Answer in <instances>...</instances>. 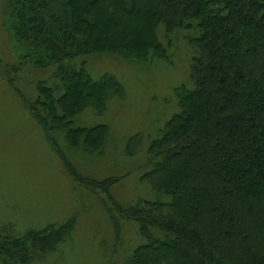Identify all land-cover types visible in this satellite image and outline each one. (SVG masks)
Returning a JSON list of instances; mask_svg holds the SVG:
<instances>
[{
	"label": "trees",
	"instance_id": "16d2710c",
	"mask_svg": "<svg viewBox=\"0 0 264 264\" xmlns=\"http://www.w3.org/2000/svg\"><path fill=\"white\" fill-rule=\"evenodd\" d=\"M0 24L16 54L0 61V79L66 162L69 150L103 153L108 125L79 118L103 114L123 90L112 74L92 78L89 58L171 66L182 44L188 82L174 90L175 111L148 142L140 177L152 199L112 201L142 239L124 264H264V0H0ZM25 67L52 69L54 83L37 81L24 97L11 74ZM112 180L91 182L111 198ZM112 224L119 239L121 223ZM74 226L0 234V264H29Z\"/></svg>",
	"mask_w": 264,
	"mask_h": 264
},
{
	"label": "rangeland",
	"instance_id": "374dc122",
	"mask_svg": "<svg viewBox=\"0 0 264 264\" xmlns=\"http://www.w3.org/2000/svg\"><path fill=\"white\" fill-rule=\"evenodd\" d=\"M176 36L181 38L180 33ZM174 47L171 66L160 61L130 66L109 55L89 58L87 70L92 78L112 74L123 90L120 98L107 102L103 114L85 111L79 118L81 125H108L110 137L103 153L88 156L69 150L67 162L42 125L30 117L18 93L0 79L1 236L20 238L28 231L68 220L75 224L62 244L47 253L36 252L29 264H124L142 242L133 217L120 213L113 202L132 205L152 199L151 190L140 181L146 169V148L175 111L174 90L188 82L182 65L186 48L177 40ZM14 56L13 42L0 24V61L12 63ZM11 76L26 98L34 95L37 81L54 83L52 69L40 72L25 67ZM107 177L113 178L111 198L91 182ZM112 221L121 223L119 239Z\"/></svg>",
	"mask_w": 264,
	"mask_h": 264
}]
</instances>
